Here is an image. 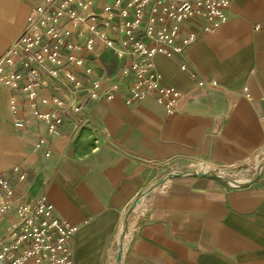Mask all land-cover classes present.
I'll list each match as a JSON object with an SVG mask.
<instances>
[{
  "label": "crops",
  "instance_id": "crops-1",
  "mask_svg": "<svg viewBox=\"0 0 264 264\" xmlns=\"http://www.w3.org/2000/svg\"><path fill=\"white\" fill-rule=\"evenodd\" d=\"M40 1L0 0V58ZM227 14L189 47L188 70L180 55H155L163 82L182 93L172 113L153 97L125 102L118 41L96 42L94 67L103 89H119L89 99L84 115L63 114L56 135L23 108L14 111L16 92L0 82V173L29 198L43 190L55 215L78 226L72 264H114L124 209L165 173L202 161L226 170L262 156L264 0H232ZM14 165L28 168L25 181ZM121 264H264V165L245 187L183 175L154 188L129 216Z\"/></svg>",
  "mask_w": 264,
  "mask_h": 264
},
{
  "label": "built area",
  "instance_id": "built-area-1",
  "mask_svg": "<svg viewBox=\"0 0 264 264\" xmlns=\"http://www.w3.org/2000/svg\"><path fill=\"white\" fill-rule=\"evenodd\" d=\"M98 2L34 4L24 31L0 58V82L16 92L12 109L23 108L45 122L50 136L58 134L63 114L84 115L89 99H111L119 89V83L102 88L94 67L98 40L106 47L116 41L122 46L118 55L126 61L121 73L129 79L126 103L153 97L172 113L182 93L163 82L155 55H180L181 68L188 70L187 50L227 20L232 0H104L97 8ZM50 86L58 93L46 95ZM44 143L41 138L36 148ZM202 166L203 161L189 168ZM12 172L23 182L29 170L14 165ZM77 231V225L55 215L43 190L29 198L8 172L0 173V264H72L71 239Z\"/></svg>",
  "mask_w": 264,
  "mask_h": 264
},
{
  "label": "water",
  "instance_id": "water-1",
  "mask_svg": "<svg viewBox=\"0 0 264 264\" xmlns=\"http://www.w3.org/2000/svg\"><path fill=\"white\" fill-rule=\"evenodd\" d=\"M263 153V158L257 163L255 167V171L251 178L247 179L246 181L241 182H230L228 177L221 171V167L218 165H215L210 162L203 161V166L201 168L193 167L189 169L184 170H174L165 173L143 189H141L138 194L130 201V203L126 206V208L123 211V215L121 218V223L119 230L116 235V243H117V249H116V255L114 259V264H121L123 252H124V241L126 232L128 230V220L130 214L133 212L134 208H138L139 204L142 203V201L145 199V197L156 187L167 181L168 179L176 176H183V175H196V176H214L219 179H221L226 185L232 188H239V187H245L253 182H255L260 174V171L264 165V147L261 149ZM250 161H248L249 163ZM209 166V169H206L205 166Z\"/></svg>",
  "mask_w": 264,
  "mask_h": 264
},
{
  "label": "rangeland",
  "instance_id": "rangeland-1",
  "mask_svg": "<svg viewBox=\"0 0 264 264\" xmlns=\"http://www.w3.org/2000/svg\"><path fill=\"white\" fill-rule=\"evenodd\" d=\"M263 158V154L261 157H257L255 159L250 160L249 163H244L240 166L229 168V169H221L223 173L228 176H231L233 179H249L252 177L255 167L257 163ZM207 169V165L205 166ZM137 210V209H136Z\"/></svg>",
  "mask_w": 264,
  "mask_h": 264
},
{
  "label": "bare ground",
  "instance_id": "bare-ground-1",
  "mask_svg": "<svg viewBox=\"0 0 264 264\" xmlns=\"http://www.w3.org/2000/svg\"><path fill=\"white\" fill-rule=\"evenodd\" d=\"M208 169V168H207ZM225 174V173H224ZM226 175V174H225ZM227 177H228V179H229V181L230 182H241V181H246L247 180V178H245V179H233L231 176H228V175H226ZM139 206H140V204H139ZM139 208V207H138ZM138 208H134V210L133 211H135L136 209H138ZM127 233V232H126Z\"/></svg>",
  "mask_w": 264,
  "mask_h": 264
}]
</instances>
